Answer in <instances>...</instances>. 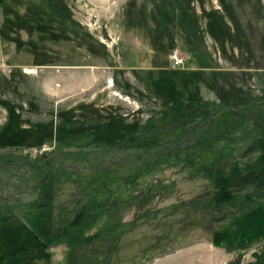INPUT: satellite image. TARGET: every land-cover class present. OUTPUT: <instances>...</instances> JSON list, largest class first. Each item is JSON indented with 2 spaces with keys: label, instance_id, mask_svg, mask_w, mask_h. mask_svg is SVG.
Masks as SVG:
<instances>
[{
  "label": "rangeland",
  "instance_id": "1",
  "mask_svg": "<svg viewBox=\"0 0 264 264\" xmlns=\"http://www.w3.org/2000/svg\"><path fill=\"white\" fill-rule=\"evenodd\" d=\"M262 96L264 0H0V264H264V119L161 146Z\"/></svg>",
  "mask_w": 264,
  "mask_h": 264
},
{
  "label": "trees",
  "instance_id": "2",
  "mask_svg": "<svg viewBox=\"0 0 264 264\" xmlns=\"http://www.w3.org/2000/svg\"><path fill=\"white\" fill-rule=\"evenodd\" d=\"M6 107L10 111V118H13L14 114L11 106L7 105ZM219 119H225L224 124L221 126L218 125ZM256 119H264V96L252 98L245 102L227 104L199 121L194 119L182 127V130L173 141L161 146L162 148L180 151L185 142L189 139H195L194 145L190 147L199 148L202 152H211L213 151L212 144L216 139V135L222 132V128ZM68 154L61 153L60 155ZM60 155L58 156L60 157ZM20 163L18 160H11L5 155H0V165H19ZM261 206H264V195L251 196L237 204V207L242 210H251Z\"/></svg>",
  "mask_w": 264,
  "mask_h": 264
},
{
  "label": "crops",
  "instance_id": "3",
  "mask_svg": "<svg viewBox=\"0 0 264 264\" xmlns=\"http://www.w3.org/2000/svg\"><path fill=\"white\" fill-rule=\"evenodd\" d=\"M205 248H207V246H201V249H205ZM169 257H174L176 259L182 260L180 263H176V264H196L198 262H199V264H204L205 261H206V264H211L210 263V260L211 259H210L209 256H207L206 260H200L197 257V255H195L193 253V251H188V250H185V251H177L175 254H172V256L169 255ZM153 264H170V263H168L166 260L158 259Z\"/></svg>",
  "mask_w": 264,
  "mask_h": 264
}]
</instances>
